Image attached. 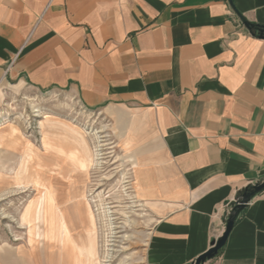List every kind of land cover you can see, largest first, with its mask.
<instances>
[{
  "label": "crops",
  "instance_id": "0c3cea01",
  "mask_svg": "<svg viewBox=\"0 0 264 264\" xmlns=\"http://www.w3.org/2000/svg\"><path fill=\"white\" fill-rule=\"evenodd\" d=\"M232 3L264 26V0ZM233 6L0 0V89L65 93L110 120L86 130L95 135L92 149L101 152L110 135L108 152H127L136 202L155 218L146 264H192L223 233L244 190L264 181V37L245 28ZM208 261L264 264V189ZM0 264L45 262L1 247Z\"/></svg>",
  "mask_w": 264,
  "mask_h": 264
},
{
  "label": "rangeland",
  "instance_id": "374dc122",
  "mask_svg": "<svg viewBox=\"0 0 264 264\" xmlns=\"http://www.w3.org/2000/svg\"><path fill=\"white\" fill-rule=\"evenodd\" d=\"M109 121L65 93L19 85L0 89V248L37 255L45 264H75L76 246L87 245L93 264H146L155 218L136 202L138 178H129L127 152L117 145L109 153L106 143L114 138L104 136L101 166L78 165L83 143L94 158L88 124L99 128ZM122 185L131 199L121 196ZM97 193L111 211L112 230L99 218ZM26 209L34 211L29 224L22 223Z\"/></svg>",
  "mask_w": 264,
  "mask_h": 264
},
{
  "label": "water",
  "instance_id": "95a60500",
  "mask_svg": "<svg viewBox=\"0 0 264 264\" xmlns=\"http://www.w3.org/2000/svg\"><path fill=\"white\" fill-rule=\"evenodd\" d=\"M230 4L233 6L232 0H229ZM238 18L240 19V21L242 22V24L245 26V28H247L249 31L252 30L254 28V25H252L251 23H249L240 12H238V10H236V8L233 6ZM256 31L258 32L259 37L263 38L264 37V26H257ZM264 189V181L260 182V183H256L253 184L252 187L246 188L244 190V192L242 193V196L240 199H238L233 212L230 214V216L228 217L227 221H226V225H225V229L223 231V233L218 237V238H214L211 240L210 242V247L203 252L202 254H200L192 264H204L205 261L213 258L217 252L223 247V245L225 244L227 237L233 227L234 221H235V217L238 214L239 210L241 208H243L247 201L249 200V198L251 196H253L255 193L261 191Z\"/></svg>",
  "mask_w": 264,
  "mask_h": 264
},
{
  "label": "bare ground",
  "instance_id": "6f19581e",
  "mask_svg": "<svg viewBox=\"0 0 264 264\" xmlns=\"http://www.w3.org/2000/svg\"><path fill=\"white\" fill-rule=\"evenodd\" d=\"M35 100V99H34ZM93 129V128H92ZM94 133V132H93ZM98 134V133H97ZM1 136V135H0ZM95 136V135H93ZM96 140V139H95ZM99 145V144H98ZM98 147V146H97ZM97 148L93 149V160L92 161H88L86 158L82 157L80 160H78V165L80 168H84L87 169L88 167H96L97 165H99V153L96 150ZM101 151V150H100ZM99 156V157H98ZM101 163V162H100ZM99 167V166H98ZM123 179V178H122ZM124 180V179H123ZM123 182V181H122ZM121 192H123V194L121 196H126L128 197L129 195L127 194V192L125 191V186L122 185V189ZM90 194V193H89ZM94 197V196H93ZM95 197H97L98 203L95 205L96 210L98 211L99 214V218L100 220L103 222H106L107 225L109 226V230H112L113 226H112V218L111 217V211L109 210V208L106 206V203L104 201V199L102 198V196L100 194H96ZM108 208V209H107ZM86 209L88 211L89 217H88V221L89 223L93 224L95 221V216L92 210V207L89 205V202H87L86 204ZM31 216V212L30 210L26 209L24 211V216L23 217H27V219ZM125 216V215H124ZM127 218V216H126ZM60 221L62 222V219L60 218ZM64 223L62 222V228H63ZM94 226V224H93ZM112 233V231H111ZM75 264H93L92 260H91V255L89 252V248L87 245L85 246H76V254H75ZM98 264H105L104 262L102 263L100 260L98 261Z\"/></svg>",
  "mask_w": 264,
  "mask_h": 264
},
{
  "label": "trees",
  "instance_id": "16d2710c",
  "mask_svg": "<svg viewBox=\"0 0 264 264\" xmlns=\"http://www.w3.org/2000/svg\"><path fill=\"white\" fill-rule=\"evenodd\" d=\"M257 27V25H254V28L252 29V30H250V32L252 33V34H254V35H258V32L256 31V28ZM259 36V35H258Z\"/></svg>",
  "mask_w": 264,
  "mask_h": 264
},
{
  "label": "built area",
  "instance_id": "2783aa9c",
  "mask_svg": "<svg viewBox=\"0 0 264 264\" xmlns=\"http://www.w3.org/2000/svg\"><path fill=\"white\" fill-rule=\"evenodd\" d=\"M248 202V201H247Z\"/></svg>",
  "mask_w": 264,
  "mask_h": 264
}]
</instances>
